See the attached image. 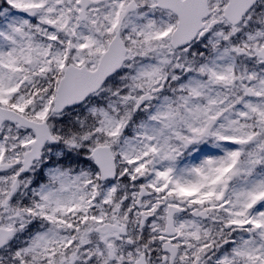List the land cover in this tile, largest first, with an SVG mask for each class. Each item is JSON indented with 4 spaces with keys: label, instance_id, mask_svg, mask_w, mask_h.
<instances>
[{
    "label": "snow or ice",
    "instance_id": "snow-or-ice-1",
    "mask_svg": "<svg viewBox=\"0 0 264 264\" xmlns=\"http://www.w3.org/2000/svg\"><path fill=\"white\" fill-rule=\"evenodd\" d=\"M0 264H264V0H0Z\"/></svg>",
    "mask_w": 264,
    "mask_h": 264
}]
</instances>
